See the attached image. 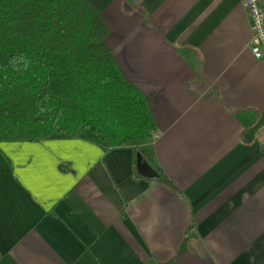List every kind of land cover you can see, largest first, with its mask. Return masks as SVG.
I'll return each instance as SVG.
<instances>
[{"label": "crops", "instance_id": "0c3cea01", "mask_svg": "<svg viewBox=\"0 0 264 264\" xmlns=\"http://www.w3.org/2000/svg\"><path fill=\"white\" fill-rule=\"evenodd\" d=\"M90 2L157 137L0 140V264H264V57L243 0Z\"/></svg>", "mask_w": 264, "mask_h": 264}, {"label": "trees", "instance_id": "16d2710c", "mask_svg": "<svg viewBox=\"0 0 264 264\" xmlns=\"http://www.w3.org/2000/svg\"><path fill=\"white\" fill-rule=\"evenodd\" d=\"M90 0H0V140L153 141L148 99L123 74Z\"/></svg>", "mask_w": 264, "mask_h": 264}, {"label": "built area", "instance_id": "2783aa9c", "mask_svg": "<svg viewBox=\"0 0 264 264\" xmlns=\"http://www.w3.org/2000/svg\"><path fill=\"white\" fill-rule=\"evenodd\" d=\"M243 6L250 19L251 51L255 58L261 59L264 57V0H243Z\"/></svg>", "mask_w": 264, "mask_h": 264}, {"label": "water", "instance_id": "95a60500", "mask_svg": "<svg viewBox=\"0 0 264 264\" xmlns=\"http://www.w3.org/2000/svg\"><path fill=\"white\" fill-rule=\"evenodd\" d=\"M136 168L139 174L144 177H159V172L145 159L141 151L136 154Z\"/></svg>", "mask_w": 264, "mask_h": 264}, {"label": "rangeland", "instance_id": "374dc122", "mask_svg": "<svg viewBox=\"0 0 264 264\" xmlns=\"http://www.w3.org/2000/svg\"><path fill=\"white\" fill-rule=\"evenodd\" d=\"M156 135H157V134H156ZM156 135L154 136V139L157 137Z\"/></svg>", "mask_w": 264, "mask_h": 264}]
</instances>
